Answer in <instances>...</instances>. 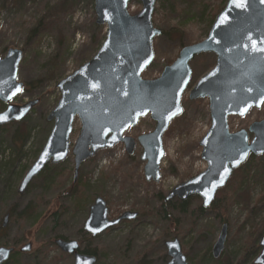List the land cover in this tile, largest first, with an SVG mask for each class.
I'll return each instance as SVG.
<instances>
[{
  "label": "rangeland",
  "instance_id": "obj_1",
  "mask_svg": "<svg viewBox=\"0 0 264 264\" xmlns=\"http://www.w3.org/2000/svg\"><path fill=\"white\" fill-rule=\"evenodd\" d=\"M227 1L157 0L153 23L162 34L153 40L154 61L142 77H160L183 47L204 40L218 15L217 10L225 7ZM142 7L140 0H129L130 14H138ZM0 10V59L10 49L21 50L23 58L17 80L24 83L22 93L9 103L0 100V112L8 104L22 106L38 100L25 118L0 126V221L10 208L19 215L28 204L37 201L41 205L35 206L42 209L39 223V219L19 218L10 220L5 228L4 245L18 249L28 242L33 244L32 251L20 253L16 261L74 264L73 256L62 252L54 242L58 235H63L98 249L97 264H168L170 258L165 242L174 238L181 242L190 264H254L264 234V204L260 201L264 193V155L255 156L251 162L248 159L243 165L251 167V175L242 183L225 215L208 213L199 217L197 208L202 200L192 197L188 213L172 210L171 219L162 218L164 200L172 189L207 169L201 156L200 140L211 127L209 101L207 98L190 100L189 92L214 67L216 55L203 54L191 62L193 76L182 98L183 113L171 122L163 137L165 156L160 181H146L145 162L141 160L143 148L139 144L134 155H129L125 145L119 143L111 149L98 151L82 164L78 180L89 178L94 192L86 194L83 208L75 211L73 199L66 197L65 188H69L74 179L71 149L80 133L79 120L75 121L70 137L69 156L59 165H50L57 167L56 170L65 169L66 177L56 183L59 188L46 191V186L37 181L38 177L23 194L18 193V188L52 130L53 122L48 121V116L61 96L57 85L96 55L108 28L96 23L94 0H0ZM263 118L264 105L252 109L244 117H230L229 129L231 133L248 130L252 123ZM155 126L156 121L148 115L125 135L137 140L152 132ZM20 131L26 135L23 143L17 142ZM249 136L252 139L253 135ZM14 184L16 190L12 192ZM96 196L107 202L110 219L125 212L139 215L85 242L90 234L83 226ZM177 202H180L178 198L168 204ZM225 224V247L221 255L214 258L212 249Z\"/></svg>",
  "mask_w": 264,
  "mask_h": 264
},
{
  "label": "water",
  "instance_id": "obj_2",
  "mask_svg": "<svg viewBox=\"0 0 264 264\" xmlns=\"http://www.w3.org/2000/svg\"><path fill=\"white\" fill-rule=\"evenodd\" d=\"M140 1L142 10L132 15L128 10L129 0L126 3L125 0H94L96 23L108 28L105 41L91 60L57 85L61 96L48 116V121L53 122L52 130L24 175L19 194H23L48 165H59L67 159L76 120L80 121L81 129L71 149L74 183L85 161L119 143L125 145L129 155H134L139 144L143 148L141 160L145 162L146 181L159 182L165 156L164 134L171 122L183 113L182 98L193 76L191 62L203 54H215V65L195 83L189 98L209 101L211 127L200 140L201 156L207 169L175 186L164 201L168 203L178 198L185 202L198 197L202 207L208 209L217 193L251 155H264V118L252 123L248 130L231 133L229 129L230 117H244L264 105V0H228L207 37L183 47L177 59L156 79H145L142 74L154 61L153 40L162 34L153 23L157 0ZM22 58L21 50L10 49L0 59V100L3 103H9L23 91L24 83L17 80ZM37 104L38 100L22 106L8 104L0 112V117H4L0 119V126L22 120ZM148 115L156 121L152 132L137 140L125 135ZM138 215L125 212L110 219L107 202L98 196L90 206L83 229L96 237L123 221L137 219ZM9 221L10 215L6 214L2 227L6 228ZM226 238L225 224L212 249L214 258L221 255ZM55 244L62 252L73 256L74 264L97 263V256L81 252L78 240L56 238ZM259 244L261 250L254 264H264V234ZM165 246L170 258L168 264H190L178 238L166 241ZM32 248L33 244L28 242L19 250L27 253ZM14 251V247L0 246V264L9 261Z\"/></svg>",
  "mask_w": 264,
  "mask_h": 264
},
{
  "label": "trees",
  "instance_id": "obj_3",
  "mask_svg": "<svg viewBox=\"0 0 264 264\" xmlns=\"http://www.w3.org/2000/svg\"><path fill=\"white\" fill-rule=\"evenodd\" d=\"M221 10L218 9L217 14ZM18 135L20 138L17 139V142L20 141L23 143L26 139V135H25L24 131L22 132V134H21V131L18 132ZM254 159H255V156H250L249 161L251 162ZM248 166L249 165L247 164V165L242 166L240 169L235 171V173L233 174L232 178L227 183V185L218 192L215 201L213 202L212 206L208 210L204 209L202 207V205L198 206L197 209H198L199 217H204L208 213H216V214L223 213L224 215H225V213H227V209L230 206V204L232 203V199L236 197V193L239 191L242 183L244 182L246 177L251 175L252 170H251V167L250 166L248 167ZM56 168L57 167L48 165L44 171L45 173L44 172L41 173L37 179L38 182H42V184L46 186V191H48V192L52 191V189H54L55 187L59 188V186L56 185L57 181H60L61 178L64 179V177H66V175L64 173L65 169L63 167H61L60 169H57V170H56ZM69 173H70V171H69ZM89 183H92L91 180H89V178L87 179V181H83L82 179H80L76 183L73 182L72 185L69 186V188H65L66 192H67L66 197L73 199V203H74L73 205H74L75 211L83 208L84 204H82V202L83 201L85 202V199H87L85 196L86 194H93V192H94L93 188L90 186L91 184L89 185ZM15 190H16V188H15V184H14L11 188V191L15 192ZM91 197H88L89 200H93V198H91ZM40 198L45 199V196L44 197L40 196ZM260 198H261L260 201H262L261 203L264 204V193L261 195ZM193 199H199V198L195 197ZM4 201H6V200H4ZM0 202H1V200H0ZM177 203H178V205H177ZM177 203L172 205V204H168L164 201L163 207H162L163 208L162 218L164 220H167L170 218L169 215L171 212H173L172 210L178 211L179 214L188 213L187 207L189 205V200L185 201V202L180 201ZM35 205H41V203H39L37 201L31 202L30 204H28V206L25 209H23L20 212L19 215H17L15 213L13 208H10L9 211L7 212L10 215V220L14 221L15 219H19V218L24 219L25 221H30L32 219L38 220L40 215L42 217V211H41L42 209L35 206ZM87 205H89V202H87ZM2 221H0V244H1L0 246L4 245L3 239H4V235H5L4 232L6 230L2 227ZM39 221H40V219L38 220V223H39ZM58 237L67 240V238L64 237L63 235H58ZM92 239H95V238H93L92 236H86L85 242L86 241L90 242ZM81 252L85 253V254L97 256L98 261L100 259L99 254H98L99 250L92 248L89 245V243H87L85 245L81 244ZM18 256H21V254L16 249L12 253L10 261L7 262L6 264H22L20 261H16V258H18ZM209 257L212 259V255ZM137 264H139V263H137Z\"/></svg>",
  "mask_w": 264,
  "mask_h": 264
},
{
  "label": "snow or ice",
  "instance_id": "obj_4",
  "mask_svg": "<svg viewBox=\"0 0 264 264\" xmlns=\"http://www.w3.org/2000/svg\"><path fill=\"white\" fill-rule=\"evenodd\" d=\"M126 2H127V0H125V3H126ZM92 87H93V88H95V87H96V85H95V84H93V85H92ZM3 118H4V117H0V119H3ZM221 182H222V181H221Z\"/></svg>",
  "mask_w": 264,
  "mask_h": 264
},
{
  "label": "flooded vegetation",
  "instance_id": "obj_5",
  "mask_svg": "<svg viewBox=\"0 0 264 264\" xmlns=\"http://www.w3.org/2000/svg\"><path fill=\"white\" fill-rule=\"evenodd\" d=\"M89 210H90V209H89ZM20 248H21V247H20ZM20 248H18V249L16 248L18 252H20V250H19ZM31 251H32V250H31ZM31 251H30V252H31ZM20 253H22V252H20ZM27 253H29V252H27Z\"/></svg>",
  "mask_w": 264,
  "mask_h": 264
}]
</instances>
